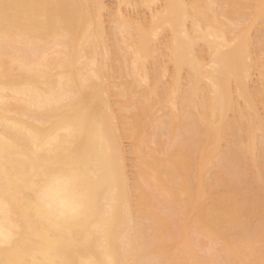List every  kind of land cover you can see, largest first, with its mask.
Returning a JSON list of instances; mask_svg holds the SVG:
<instances>
[{
	"label": "snow or ice",
	"instance_id": "snow-or-ice-1",
	"mask_svg": "<svg viewBox=\"0 0 264 264\" xmlns=\"http://www.w3.org/2000/svg\"><path fill=\"white\" fill-rule=\"evenodd\" d=\"M0 264H264V0H0Z\"/></svg>",
	"mask_w": 264,
	"mask_h": 264
},
{
	"label": "bare ground",
	"instance_id": "bare-ground-1",
	"mask_svg": "<svg viewBox=\"0 0 264 264\" xmlns=\"http://www.w3.org/2000/svg\"><path fill=\"white\" fill-rule=\"evenodd\" d=\"M109 1H111L110 2L111 4H114V3L118 4V3H121V2H129V0H109ZM130 2L136 3V2H141V0H130ZM224 2H242V0H224ZM255 38L256 39L259 38V34L258 33H256V37ZM253 89L256 92V98H257V103H258V108H259V84H258V82L253 84ZM235 115H236V112L234 111L232 113V117L235 118Z\"/></svg>",
	"mask_w": 264,
	"mask_h": 264
},
{
	"label": "rangeland",
	"instance_id": "rangeland-1",
	"mask_svg": "<svg viewBox=\"0 0 264 264\" xmlns=\"http://www.w3.org/2000/svg\"><path fill=\"white\" fill-rule=\"evenodd\" d=\"M107 2H108L109 4H111V3H110L111 1L108 0ZM257 33H258V32H257ZM255 37H256V35H255Z\"/></svg>",
	"mask_w": 264,
	"mask_h": 264
}]
</instances>
